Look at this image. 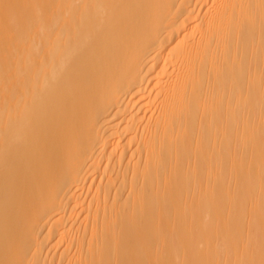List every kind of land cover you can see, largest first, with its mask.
Listing matches in <instances>:
<instances>
[{
	"label": "bare ground",
	"instance_id": "1",
	"mask_svg": "<svg viewBox=\"0 0 264 264\" xmlns=\"http://www.w3.org/2000/svg\"><path fill=\"white\" fill-rule=\"evenodd\" d=\"M0 264H264V0H0Z\"/></svg>",
	"mask_w": 264,
	"mask_h": 264
}]
</instances>
